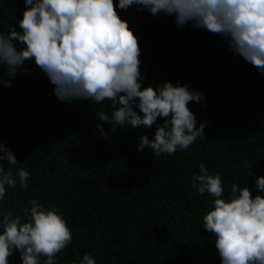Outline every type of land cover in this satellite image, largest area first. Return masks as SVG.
I'll list each match as a JSON object with an SVG mask.
<instances>
[{"label": "trees", "instance_id": "16d2710c", "mask_svg": "<svg viewBox=\"0 0 264 264\" xmlns=\"http://www.w3.org/2000/svg\"><path fill=\"white\" fill-rule=\"evenodd\" d=\"M25 8L24 0H0V34L21 31ZM116 10L138 39L141 86L168 81L201 93L203 100L188 107L197 127L205 123L204 136L172 155L140 151V136L152 139L156 124L101 122L97 111L111 116V101H61L35 62L26 61L27 71H18L11 87L0 84V142L18 161L3 162L16 187L5 186L0 213L12 212L23 222L30 200L46 210L54 207L72 233L55 264H80L85 253L96 264H220L215 237L202 225L214 198L197 193L192 181L203 164L221 177L224 198L233 183L258 193L255 179L264 176V72L235 54L224 37L191 21L178 27L174 16H153L135 4ZM20 168L31 174L27 188L19 183ZM39 259L43 264L45 257ZM8 261L21 264L19 252Z\"/></svg>", "mask_w": 264, "mask_h": 264}, {"label": "clouds", "instance_id": "9594fccd", "mask_svg": "<svg viewBox=\"0 0 264 264\" xmlns=\"http://www.w3.org/2000/svg\"><path fill=\"white\" fill-rule=\"evenodd\" d=\"M18 21L21 31L11 28L0 34V84L11 87L17 72H26V61H34L54 85L61 101L85 99L102 104L111 101V116L97 111L99 121L132 128L156 124L152 139L141 135L137 149L152 154L172 155L188 150L197 137L204 136L205 123L197 127L188 104L203 100L201 93L186 85L165 81L153 88L141 86L138 39L118 12L137 5L153 16H174L182 27H193L224 37L229 48L259 71L264 72V0H24ZM16 41L18 44H14ZM7 76V79L4 76ZM135 109H139L137 112ZM158 118L163 123L158 124ZM97 130L104 132L102 124ZM13 152L0 142V200L6 185L16 187L11 171ZM30 173L18 170L21 187L27 188ZM258 193L231 185L224 198L221 177L211 175L203 164L194 174L192 187L214 198L213 207L203 215V227L214 235L220 264H264V176H257ZM22 222L12 212L0 213V264H9L14 251L21 264H55V256L72 240L66 221L53 207L45 209L37 200L29 201ZM80 264H96L85 253Z\"/></svg>", "mask_w": 264, "mask_h": 264}]
</instances>
